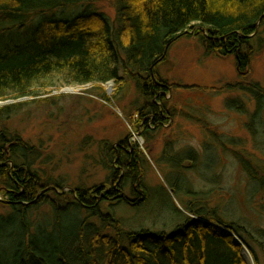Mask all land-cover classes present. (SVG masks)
Returning a JSON list of instances; mask_svg holds the SVG:
<instances>
[{"label": "trees", "instance_id": "1", "mask_svg": "<svg viewBox=\"0 0 264 264\" xmlns=\"http://www.w3.org/2000/svg\"><path fill=\"white\" fill-rule=\"evenodd\" d=\"M99 1L0 0V101L37 97L61 85L94 84L103 90L112 80L119 94L133 82L138 96L129 106L139 118L134 124L147 132L163 120L160 106L176 86L159 71L174 43L197 36L208 53L235 54L241 70L256 52L253 40L264 34V0H114L113 17L103 11L56 16ZM245 88L255 92L257 111L263 108V89ZM19 106H1L0 119ZM257 117L258 112L252 121ZM129 147L127 138L116 146L101 142L99 153L109 171L105 181L66 186L59 176L41 174L39 150L1 131L0 184L10 212L0 220L12 222V217L21 229L4 236L0 226V264H248L244 246L260 264L249 240L264 259V229L256 235L250 227L225 222L215 208L189 204V213L171 232L126 228L114 206L136 211L151 199L147 158ZM244 168L263 190L261 166L252 170L244 163ZM43 205L51 211L46 225L30 212ZM80 211L84 218L77 216Z\"/></svg>", "mask_w": 264, "mask_h": 264}, {"label": "rangeland", "instance_id": "2", "mask_svg": "<svg viewBox=\"0 0 264 264\" xmlns=\"http://www.w3.org/2000/svg\"><path fill=\"white\" fill-rule=\"evenodd\" d=\"M113 2L85 3L56 16L72 19L86 11H103L113 17ZM253 45L256 52L249 66L239 70L235 54L208 53L197 36L174 43L159 71L176 86L168 91L166 106H160L163 120L150 131L134 124L139 118L129 105L138 96L135 83L118 94L112 80L103 90L94 84L61 85L37 97L0 101V107L21 105L9 118L0 119V132L17 134L39 150L36 167L41 174L45 179L59 176L66 186L103 183L109 171L102 163L100 143L116 146L127 138L129 146L147 158L145 181L151 199L136 211L114 206L126 228L171 232L189 213L188 205L196 204L215 208L225 222L250 227L255 234L264 229V189H258L244 163L252 170L260 165L264 172V107L257 111L258 98L245 85L260 87L264 93V34ZM2 187L0 217L10 212L2 200ZM125 194L134 198L128 189ZM30 212L35 219L51 218L45 205ZM77 216L84 218L86 213ZM11 220H0L4 236L21 229L17 220ZM65 222L72 221L66 216ZM249 242L264 264L257 244ZM245 252L247 263L256 264L246 246Z\"/></svg>", "mask_w": 264, "mask_h": 264}, {"label": "water", "instance_id": "3", "mask_svg": "<svg viewBox=\"0 0 264 264\" xmlns=\"http://www.w3.org/2000/svg\"><path fill=\"white\" fill-rule=\"evenodd\" d=\"M226 232H227V233H230L229 230H226ZM238 243H241V242H238ZM242 253H243V255L245 256V253H244V247H243V252H242ZM245 258H246V257H245Z\"/></svg>", "mask_w": 264, "mask_h": 264}, {"label": "bare ground", "instance_id": "4", "mask_svg": "<svg viewBox=\"0 0 264 264\" xmlns=\"http://www.w3.org/2000/svg\"><path fill=\"white\" fill-rule=\"evenodd\" d=\"M245 255L248 256L246 252H245Z\"/></svg>", "mask_w": 264, "mask_h": 264}]
</instances>
